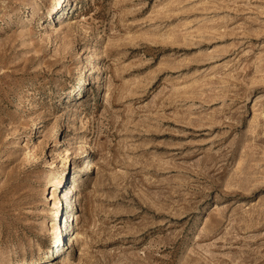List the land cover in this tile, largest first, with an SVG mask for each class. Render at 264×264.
Here are the masks:
<instances>
[{"label":"rangeland","instance_id":"rangeland-1","mask_svg":"<svg viewBox=\"0 0 264 264\" xmlns=\"http://www.w3.org/2000/svg\"><path fill=\"white\" fill-rule=\"evenodd\" d=\"M60 1L0 0V264H264V0Z\"/></svg>","mask_w":264,"mask_h":264},{"label":"bare ground","instance_id":"bare-ground-1","mask_svg":"<svg viewBox=\"0 0 264 264\" xmlns=\"http://www.w3.org/2000/svg\"><path fill=\"white\" fill-rule=\"evenodd\" d=\"M60 1V0H59ZM61 2V1H60ZM52 164L53 163H51V165H50V167H52ZM85 165V164H84ZM58 183V181L54 178V179H52V183L50 184V186H55L56 184ZM73 191H75V189H74V186L72 185L71 187H70V192H69V194L71 193V192H73ZM47 198H52V197H47ZM70 217H72V216H70ZM70 244H72V241H70Z\"/></svg>","mask_w":264,"mask_h":264}]
</instances>
